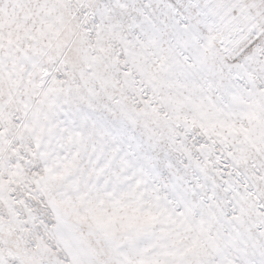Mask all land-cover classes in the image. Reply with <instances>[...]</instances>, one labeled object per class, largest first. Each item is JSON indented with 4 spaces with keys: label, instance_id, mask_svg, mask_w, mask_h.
<instances>
[{
    "label": "snow or ice",
    "instance_id": "6c2138e0",
    "mask_svg": "<svg viewBox=\"0 0 264 264\" xmlns=\"http://www.w3.org/2000/svg\"><path fill=\"white\" fill-rule=\"evenodd\" d=\"M0 264H264V0H0Z\"/></svg>",
    "mask_w": 264,
    "mask_h": 264
}]
</instances>
